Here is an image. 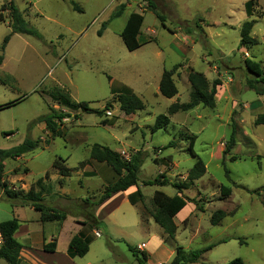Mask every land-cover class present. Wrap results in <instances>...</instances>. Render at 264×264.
<instances>
[{"label":"rangeland","instance_id":"374dc122","mask_svg":"<svg viewBox=\"0 0 264 264\" xmlns=\"http://www.w3.org/2000/svg\"><path fill=\"white\" fill-rule=\"evenodd\" d=\"M10 1L43 36L14 34L0 68V149L11 148L27 137L41 142L40 148L20 158L4 160L2 179L10 187H26L27 191L43 177L45 187H53L52 193H43L44 202L72 215L75 223L86 224L83 199H97L118 178L111 166L91 159L95 143L121 151L126 159L138 150L142 152L138 183L147 212L154 208L155 190L174 195L177 189L172 183L187 181L197 161L189 151L191 140L206 164V173L183 191L197 200L198 208L194 202L187 203L178 218L174 239L166 235L165 240L162 236L166 233L156 223L143 222L140 233H136L138 228L125 225L131 217H140L142 207L127 202L106 215L98 231L101 237L87 226L79 231L89 234L92 241L83 257L67 254V239L74 228L68 221L58 235L59 252L74 258L76 264H140L138 258H143V252L137 247L135 254L129 244L145 242L151 261L142 264H169L174 257L169 259V253L177 246L190 252L215 244L198 262L187 264H227L236 258L245 264H264V95L249 88L253 74L245 64L248 58L264 68V0H256L251 14L247 11L249 0H74L79 10L71 0H0L5 20L0 21V54L10 33ZM121 3L126 5L123 15L111 20L99 35L102 23ZM131 12L144 15L142 36L153 40L134 51L127 49L121 37ZM157 12L165 16L164 24ZM250 19L256 20L251 35L257 43L241 45V26ZM177 64L172 78L178 94L167 98L159 90L160 79L164 70ZM191 69L203 72L210 87L216 79L221 80L215 106L178 111L170 115L166 128L153 131L159 114L168 113L175 102L189 101ZM57 92L70 94L72 101L88 102L94 109L102 110L107 103L112 107L101 116L86 113L67 104ZM125 92L140 96L145 108L131 115L124 113L118 95ZM52 108L67 114L57 120L60 136H52L44 122L35 121ZM103 119L108 123L103 124ZM232 121L237 123L236 144L224 156L233 132ZM171 141L176 146L168 147ZM59 157L73 168L64 186H60V175L53 168ZM82 161L89 163L87 172H83L86 166L80 165ZM164 177L170 184L143 185ZM222 186L231 187L232 193L222 196ZM19 203L0 186V221L13 218ZM109 207L107 204L105 209ZM18 210L30 223V239L25 230L19 234L27 250L37 254L39 263L62 262L60 254L44 256L38 249L51 223L37 219L39 212L30 207ZM218 210L227 215L214 225L211 219ZM30 242L35 246L29 248ZM0 264L9 263L0 258Z\"/></svg>","mask_w":264,"mask_h":264},{"label":"trees","instance_id":"16d2710c","mask_svg":"<svg viewBox=\"0 0 264 264\" xmlns=\"http://www.w3.org/2000/svg\"><path fill=\"white\" fill-rule=\"evenodd\" d=\"M255 2L256 0H249V2L247 3V11L250 12V14L252 11V7L254 6V4H256ZM71 3L73 4V7L75 9L79 10V7L74 0H71ZM150 3L152 4V7L156 8L155 4H153L151 1ZM125 9V3H121L117 7H115V9L111 12L109 19L102 23V27L98 31V34L102 35L103 30L108 26L110 21L123 15ZM9 11V26L11 30L10 33L5 36L3 44L1 46L2 53L0 54V65L4 61V52L6 45L14 34H26L38 39L43 38L40 31L29 24V22H27V20L23 16V13L14 4L13 1L9 2ZM156 15L161 20L162 24H164L165 16L158 12L156 13ZM144 19V15L142 13L131 12L129 14L127 22L121 32L123 42L129 51H134L141 47L143 44L153 41L151 38L147 39L142 36L141 30ZM0 20H3L1 13ZM255 23V19H250L242 24L240 42L241 45L249 46L257 43V39L251 35ZM186 30L188 33L192 32L191 28H187ZM245 64L250 73L253 74V77L248 80L249 88L255 90L259 95H264V85L261 87L259 85L261 83L264 84V68L261 67V65L257 61L250 60L248 58L245 59ZM178 66L179 65L177 64L171 70H164L162 73L159 83V90L161 94L167 98H172L178 94L177 85L172 78ZM188 80L192 87L189 101L184 103L175 102L169 106L168 113L159 114L153 126V131L166 128L170 123V115H173L178 111H189L199 105L210 108L215 106V95L217 93L216 88L221 84L220 79H216L213 82L212 87H210L209 82L203 72L191 69L188 74ZM56 96H61L65 99L67 104L73 107H78L83 112L97 113L100 116L105 112L104 110L112 107L111 103H107L104 109L98 110L92 108L88 102L72 101L70 94L63 95L62 92H57ZM118 101L120 103V109L127 115L134 114L136 113V111L145 108V103L143 102L141 97L134 92H125L119 94ZM66 116V113L52 108L50 113L39 116L35 121L44 122L46 126L51 130L52 136H60L61 134L58 129L57 120H63V118ZM102 123L107 124V119H103ZM232 126L233 132L230 136V139L226 143L225 149L223 151L224 156H226L236 144L237 123L235 121H232ZM50 141V138L46 139L45 144L49 145ZM167 146H176V142L171 141ZM40 147L41 142L39 139L27 137L21 143L12 146L11 148L0 149V186L8 197L19 200L20 205L31 206L36 211H39L41 214L40 220L42 222L64 221L68 217L67 212L58 210L57 208L50 206L44 202L43 193H52L53 187L52 185H50L48 188L45 187L43 183V177L35 181L27 191L23 188L10 187L9 184L2 179L5 166L4 160L8 158H19L27 154L28 152L34 151ZM193 147L194 140H191L189 144V151L191 155L197 159V161L195 165L189 170L186 182L172 183L173 186L177 189V194H175L174 196H169L162 190H156L153 194L154 208L149 213L152 215L155 222L165 231L167 236L171 239L175 238L178 228L174 217L187 205L188 202H194L195 205L197 204V200L195 198L184 195L183 191L188 189L191 185L194 184L193 182L195 180L199 179L206 173V164L196 154ZM90 156L92 160L102 163L104 162L107 165L111 166L118 175L117 180L114 183L108 185L97 199L91 200V198L88 197L86 199H83L82 201V215L84 216L86 224H89V229L100 230L103 221L99 220L96 217L95 212H93L94 207L104 202L111 196L112 193L120 190H127L131 186L138 185V173L141 169V166L143 165L144 156L142 152L138 150L135 153L131 154L129 159H126L119 151H116L107 145L99 143H95L91 147ZM65 161L66 159L59 157L55 159L53 163V168L56 169L58 171V174L60 175V177L58 178L60 186H64L66 183V179L73 173V168L69 167ZM80 163L83 168L87 164H89L88 162L84 161ZM17 171L18 169L15 170V172ZM48 176L49 173H46V177ZM144 184L165 186L170 184V180L167 177H164L163 180H159L158 178H156L154 181L150 180ZM37 187H39L38 190L36 189ZM221 193L222 196H229L232 193V188L229 186H222ZM129 201L132 204H136L139 201L144 202L143 192L140 189H137L135 192L129 195ZM196 208H198L197 205ZM88 210L90 212H88ZM226 215L227 214L224 210L216 211L211 219L212 224L218 225ZM19 226L20 220L16 217L0 221V233L3 238V242L0 244V258L4 259L9 264H28L25 263L21 257L23 245L15 237V232L17 231ZM91 242L92 241L89 235H85L82 232L75 234L69 242L70 254L78 257L85 256L90 250ZM214 246L215 244H212L208 247L199 250H193L190 252H187L183 248V246H177L176 254L169 264H187L198 262L201 256L206 251L212 249ZM56 248L57 240L55 238H53L50 242L44 244L43 246V250L45 252H55ZM129 248L136 254L137 250L134 246L129 244ZM138 259L140 264H142L148 259V257L146 253H143V258L139 257ZM227 264L245 263L241 258H236L228 262Z\"/></svg>","mask_w":264,"mask_h":264},{"label":"crops","instance_id":"0c3cea01","mask_svg":"<svg viewBox=\"0 0 264 264\" xmlns=\"http://www.w3.org/2000/svg\"><path fill=\"white\" fill-rule=\"evenodd\" d=\"M0 21H5V20H0ZM9 21H10V15H9ZM9 21H8V25H9ZM10 27V26H9ZM11 30V29H10ZM17 34V33H16ZM4 65V61L2 62V64L0 65V68L2 67ZM119 152H121V151H119ZM20 158V157H19ZM129 159V158H128ZM97 162V161H96ZM88 165V164H87ZM87 165H86V167H85V169L83 170V172H87L88 170H86L87 169ZM95 173H97L96 171H95ZM110 185V184H109ZM143 185H146V184H143ZM23 186H24V184H23ZM26 186V185H25ZM159 186V185H158ZM166 186V185H165ZM24 189H26V187H24ZM105 189V188H104ZM137 189H140L141 191H142V189H141V187H140V185H139V183H138V185L137 186H131L130 188H128L127 190H120V191H117V192H114V193H112L111 194V196L109 197V198H107L104 202H102L101 204H98V205H96L95 206V215H96V217L99 219V220H104V219H106V215L108 214V213H110L111 211H114V210H116V208L120 205V203L122 204V203H131L130 201H129V195L130 194H132L133 192H135ZM157 190H161V189H157ZM104 191V190H103ZM102 191V192H103ZM156 191V190H155ZM163 191V190H162ZM55 193H56V191H55ZM91 193H95V192H91ZM96 194V193H95ZM98 194H99V192H98ZM167 194V193H166ZM177 194V193H176ZM175 195V194H174ZM174 195H169V196H174ZM145 196V195H144ZM107 204H110V207L108 208V210H106L105 209V207H106V205ZM132 204V203H131ZM138 204H142V207H141V213H140V217L138 216H136V217H131L129 220H127L126 221V223H125V225H129V226H131V227H133V228H138V230H136V233H140V226H142V224H143V222H145V223H147L148 225H150V224H153V223H156L155 222V220H154V218L152 217V215L149 213V212H147V210H146V207H145V203L144 202H141V201H139V202H137L136 204H132L133 206H137ZM52 206V205H51ZM23 207H30L31 209H34L33 207H31V206H22V205H17V206H15V208L14 209H17V210H15L14 212H15V216L14 217H16V218H18L19 220H20V226H19V228L17 229V231L15 232V237L17 238V240H19L20 242H21V240H20V236H19V234H20V232L22 231V230H25V233H26V236L27 237H29V239H30V235H31V228H30V223H29V219L28 218H26V216H23V215H21L20 213H19V210H18V208H21V211H22V209H23ZM187 207V205L174 217V220H175V222H176V224L178 225V218H179V216L181 215V213L185 210V208ZM35 210V209H34ZM37 212H39V211H37ZM40 216H41V214H40V212H39V215L37 216V219H40ZM73 216L72 215H69L68 214V217L64 220V221H52V222H46V223H51V230H49V231H47V235L46 236H44V238H43V241L39 244V248L38 249H40V250H42V254L44 255V256H47V255H52V256H58L59 254L61 255V256H63V261L62 262H55V264H68V263H65V261L67 260V261H69L70 263L69 264H76L75 263V261H74V258H71L69 255H63L62 253H60L59 252V241H58V235L61 233V230H63L64 229V227L67 225V222L68 221H70V222H72V224H74V225H72L74 228H73V231L71 232V234L69 235V237H68V239H67V243H68V246H67V254L69 253L70 254V252H69V242H70V240H71V238L75 235V234H77L80 230H84L85 229V227L87 226V227H89V224H85V223H82V224H77V223H75L74 222V220H73V218H72ZM185 217V215L184 216H182L181 217V219L182 218H184ZM11 219V218H10ZM180 219V220H181ZM84 221H85V219H84ZM157 224V223H156ZM93 230V233L95 234L97 231H100V230H96V229H92ZM91 230V231H92ZM86 231V230H85ZM165 232V231H164ZM55 234H57V236H55ZM89 235V234H88ZM96 235V234H95ZM166 235L167 234H165L164 236H162V237H165V240L167 239V237H166ZM102 236V234H100V236H97L96 235V237H101ZM90 237V236H89ZM53 238H57L56 240H57V248H56V251L55 252H45L44 250H43V246H44V244H46V243H48V242H50ZM91 238V237H90ZM131 244L130 245H132V246H134L135 248H139V246H141L143 243L144 244H146L145 242H142L141 244H134L133 242H130ZM21 244L23 245V248H22V251H21V257H22V259H23V261H25V260H27L28 261V264H47V262H45V261H43L42 260V262H38L36 259H35V255H37L36 253H33V254H31V251H29V250H27V248L24 246V244L21 242ZM30 245L28 246L29 248H31V247H33V246H35V245H33V244H31V242L29 243ZM91 244H92V242H91ZM163 244V243H162ZM90 248H91V245H90ZM147 244H146V246H145V248L144 249H140L139 248V251H141V252H143V253H146V255H147V257H148V260H147V262H150L151 261V253L150 252H147ZM31 250H33V249H31ZM138 251V250H137ZM32 252H34V251H32ZM41 252V251H40ZM175 254H176V250H171L170 251V253H169V256H168V258L169 259H171L173 256H175Z\"/></svg>","mask_w":264,"mask_h":264},{"label":"built area","instance_id":"2783aa9c","mask_svg":"<svg viewBox=\"0 0 264 264\" xmlns=\"http://www.w3.org/2000/svg\"><path fill=\"white\" fill-rule=\"evenodd\" d=\"M96 235H97V236H100V233L97 231V232H96ZM2 242H3V238H2L1 233H0V244H1ZM145 246H146V244L143 243L141 246H139V248H140V249H144Z\"/></svg>","mask_w":264,"mask_h":264}]
</instances>
